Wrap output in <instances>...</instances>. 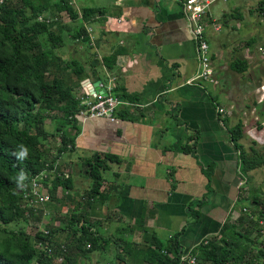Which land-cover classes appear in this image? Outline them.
Returning <instances> with one entry per match:
<instances>
[{
  "label": "crops",
  "instance_id": "1",
  "mask_svg": "<svg viewBox=\"0 0 264 264\" xmlns=\"http://www.w3.org/2000/svg\"><path fill=\"white\" fill-rule=\"evenodd\" d=\"M68 1L78 13L83 8L103 11L88 22L80 17L71 21L50 4L48 26L66 41L57 57L64 63L75 61L81 69L73 93L79 98L86 88L118 99L117 90L134 100L118 99L125 105L116 111L115 124L104 119L78 124L70 164L79 168L83 159L104 153L117 157L118 163L107 165L101 196L89 204L81 201L88 184L83 191L76 185L84 177L80 168L77 177L70 178L71 199L61 197L62 210L71 205L84 215L98 243L88 254L72 256L68 264H112L113 258L117 264H149L145 258L154 240L167 242L174 234H179L180 250L195 247L215 235L226 219H237L251 193H264L263 165L241 171L240 150L228 132L230 109L223 107L230 94L220 92L223 86L232 87L231 80L240 89H255L258 97L248 107L254 123L246 125L238 117L243 131L239 144L250 159L264 160V60L255 53L264 46V21L255 1L226 0L211 5L206 14L215 87L186 83L196 63L178 0ZM80 28L86 43L70 37ZM109 56L114 58L108 69L103 59ZM235 56L247 64L243 74L228 68ZM216 107L227 111L226 124ZM120 110H125V120L118 117ZM185 144L193 147V156L182 152ZM199 200L195 208L193 202ZM189 208L197 211L196 219Z\"/></svg>",
  "mask_w": 264,
  "mask_h": 264
},
{
  "label": "trees",
  "instance_id": "2",
  "mask_svg": "<svg viewBox=\"0 0 264 264\" xmlns=\"http://www.w3.org/2000/svg\"><path fill=\"white\" fill-rule=\"evenodd\" d=\"M68 2L2 0L0 4V264H52L53 259L61 253L60 246L65 249L61 264H68L72 256L78 253L88 254L98 243V238L88 231L87 227L90 225L86 217L75 213V209L62 226L45 222L43 226L48 230L47 236L38 230L32 237L26 235L25 224L22 223H27L29 218L38 220V217L33 216L32 209L20 208L24 204L21 201V190L15 184V178L21 169L28 173L26 183L44 170H51L67 145L70 146L68 151L73 150L74 139L78 134L76 115L83 107L80 99L73 93V78L80 76L81 69L75 61L64 63L58 59L57 50L66 41L62 35L50 30L47 24L48 10L52 3L56 14L65 13L71 21L80 17L83 22L102 15L103 11L83 8L78 13ZM70 37L81 43L88 41L82 28L76 29ZM113 58L109 56L103 59L108 69ZM228 68L233 73L243 74L248 67L239 56H235ZM114 95L123 102L134 101L117 90ZM118 117L125 120V110H120ZM227 121L226 118L223 123L226 124ZM228 132L234 148L240 150L243 173L264 166L261 158L252 160L241 152L239 141L243 137V131L240 120L230 125ZM53 136H59L60 147L56 155L46 163L41 153L48 139ZM19 145L27 147L29 151L28 158L24 161H19L12 155L19 150ZM192 149V146L185 144L182 152L193 156ZM109 163L117 164L118 158L104 153L82 160L80 173L88 180V188L81 199L84 204L101 196L99 188L102 173ZM205 176H208L206 171ZM57 188L63 192L62 197L70 201L72 181L70 177L63 178L62 173H58V168L49 181L50 199L54 198ZM259 196L258 192H253L244 201L249 209V216L240 213L236 223L226 219L215 235L198 242L191 250L196 264H264V206L260 204ZM262 196L264 197V193ZM199 202L200 200L193 202V206L196 208ZM253 207L257 209L255 215L250 210ZM189 210L190 216L196 219L197 211L191 208ZM252 227L257 228L254 234ZM60 231H65V238L61 244H57L53 238ZM178 235L174 234L167 242L154 240L153 249L149 250L145 262L179 264L181 250ZM204 240L206 244H203ZM39 242L53 245L50 257L43 250L34 247ZM86 245L89 247L85 248Z\"/></svg>",
  "mask_w": 264,
  "mask_h": 264
},
{
  "label": "built area",
  "instance_id": "3",
  "mask_svg": "<svg viewBox=\"0 0 264 264\" xmlns=\"http://www.w3.org/2000/svg\"><path fill=\"white\" fill-rule=\"evenodd\" d=\"M219 1L225 2L226 0H178L181 6L183 18L186 22L187 31L194 44L196 70L193 77L186 82L189 85H197L199 87H215L218 84L212 67V60L206 37V22L204 20L210 6ZM254 1L257 7V13L264 21V0ZM1 2L2 0H0V3ZM218 30V26L214 27L215 32H218ZM255 53L259 59L264 60V46L256 47ZM260 89L264 90V85L260 86ZM84 90L85 92L79 97L81 102L80 105L83 109L76 115L77 122L84 123L88 120L104 119L112 124L117 123V119L115 117L116 111L121 105H125V103L119 101L113 96H109L107 91H105V94H93L92 92L87 91L86 88H84ZM107 90L110 91V88ZM215 111L221 119H224V117L228 114L226 110L219 107H216ZM69 148L70 146L68 145L67 149ZM44 173L45 172L43 171L32 177L27 183L28 187L25 190H21V201H24L23 203L25 206L32 203L43 205L49 201L48 190L43 187L47 178ZM242 211H245V209ZM43 234L47 235L48 231L44 230ZM203 244H206L205 240L203 241ZM39 245L40 248H44L46 243H44L43 246L38 243L37 246ZM86 248H88V245ZM193 248L194 247L190 248L186 252L180 251L178 258L179 264H196L195 257L191 255V250ZM60 249L61 255L56 258L59 264L62 262V254L65 252L63 246H61ZM47 252H50L49 249H47Z\"/></svg>",
  "mask_w": 264,
  "mask_h": 264
},
{
  "label": "rangeland",
  "instance_id": "4",
  "mask_svg": "<svg viewBox=\"0 0 264 264\" xmlns=\"http://www.w3.org/2000/svg\"><path fill=\"white\" fill-rule=\"evenodd\" d=\"M11 1L16 2L18 0H11ZM220 2L221 1H219V3L217 2V4H215V5L221 4ZM48 21H49V19L47 20V24H48ZM48 25H50V24H48ZM43 59H45V57H43ZM73 80H74V78H73ZM230 84H231L230 86H232V87L225 85L226 87L223 86L221 90L218 89V90H220V92L222 94L226 95L227 92H229V94H230L229 96L224 98L225 102L223 103L224 108L230 109L229 110L230 111L229 118H231L230 125L235 124L238 121V117H239V118L245 119V121L247 123L246 125L253 126V123H254V120L252 119L253 116L250 115L248 110L250 109L249 106H251L252 103L255 101V97H258L255 94V91H254L255 89L252 87H249L247 89H240V87L237 85L238 82L236 83V81H234V80L233 81L231 80ZM248 107H249V109H248ZM78 124H79V122H78ZM67 146H66V150L61 154V157H59V159L53 163L52 169L51 170H44V172H45L44 175L47 176V178L45 180V185L43 187L46 190L49 189V181L53 178V174L55 173L57 168H58V173H62L63 178H67V177L71 178V176H73L75 179V177H77L76 175L78 174V170L80 167L78 168L77 166L70 164L68 162V160H67V158H69L68 156L70 155V158L72 156L69 153L70 151H68L69 149H67ZM59 147H60L59 136H53V137L49 138L47 145L44 147V150L41 153L42 159L46 163L49 162L52 159V157H54V155H56V151ZM87 184H88V180L81 176L80 181L76 185L78 188H80L83 191L86 188ZM20 195H21V193H20ZM62 196H63V192L60 191L59 188H57L55 190L54 198H52V199L49 198V201L46 204L38 205L36 203H32V204H30V205L28 204L26 206L20 205L21 209H24V210L25 209H32L31 211L33 212V216L38 217V220H34L32 218H29L27 223H22L23 225L25 224L24 227H25L26 235H29L30 237H32V235L36 232V230L41 231L43 234V231L47 230L43 226L45 224V222H48L49 225H55V226H62L63 224H65L67 222V218L70 215V212L73 211V209H72V206L70 205V206H66L67 211L62 210V207H64V205H63L64 200L61 198ZM259 198L261 199L260 204L264 206V203L262 202L264 200L262 193H261V197H259ZM26 213L27 212H25V215L27 216ZM240 213L246 214L248 216L250 214L246 210L245 211L241 210ZM253 213H254V215L256 214V212H253ZM23 215H24V213H23ZM239 215L237 216V218L239 217ZM229 221L231 223H236L235 222L236 219H234V218L229 219ZM256 230H257L256 227H252L253 234ZM63 234H64L63 232L57 233V235L54 236L53 241L57 244L58 243L61 244L62 241H64V237L62 239V236H61ZM47 235H45V236H47ZM251 237H253V235ZM39 243L42 244L41 242H39ZM37 245H38V243L34 247H36L38 250H43L49 257L51 256V254L53 252V245L52 244L47 243L44 248H40V245L39 246H37ZM42 246H43V244H42ZM86 246H85V248H86ZM47 249H49V251H50L49 253L47 252ZM188 250L189 249L184 250V251L181 250V251L186 252ZM63 254H62V258H63ZM60 255H61V253H60ZM111 260H112V264H117L115 262L114 258ZM53 261L56 262V264H59V262L57 261L56 258L53 259ZM62 261H63V259H62ZM101 264H105L104 260L102 261ZM121 264H123V263L121 262Z\"/></svg>",
  "mask_w": 264,
  "mask_h": 264
},
{
  "label": "clouds",
  "instance_id": "5",
  "mask_svg": "<svg viewBox=\"0 0 264 264\" xmlns=\"http://www.w3.org/2000/svg\"><path fill=\"white\" fill-rule=\"evenodd\" d=\"M12 155L15 156L17 160L24 161L28 158L29 151H28L27 147H25L23 145H19V150L14 151L12 153ZM28 179H29L28 173L25 172L23 169H21L17 173V176L15 178L16 187L20 190H25L28 187V185L26 183V181H28Z\"/></svg>",
  "mask_w": 264,
  "mask_h": 264
},
{
  "label": "water",
  "instance_id": "6",
  "mask_svg": "<svg viewBox=\"0 0 264 264\" xmlns=\"http://www.w3.org/2000/svg\"><path fill=\"white\" fill-rule=\"evenodd\" d=\"M73 8H74V7H73ZM92 86H93V87H92L93 89L96 87V85H95V84H94V85H92ZM94 90H95V89H94ZM103 91H104V90H103ZM101 94H102V92H101Z\"/></svg>",
  "mask_w": 264,
  "mask_h": 264
}]
</instances>
